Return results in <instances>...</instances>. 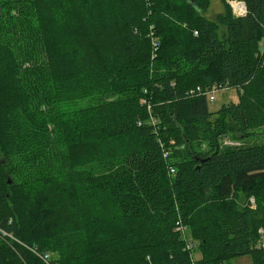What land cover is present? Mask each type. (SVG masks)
Wrapping results in <instances>:
<instances>
[{"label":"trees","instance_id":"obj_1","mask_svg":"<svg viewBox=\"0 0 264 264\" xmlns=\"http://www.w3.org/2000/svg\"><path fill=\"white\" fill-rule=\"evenodd\" d=\"M29 1L47 83L75 118L42 106L1 13L0 229L17 240L0 235V264H264V138L248 141L264 132V0L242 16L221 0L217 20L213 0ZM213 86L237 101L211 111ZM228 117L235 147L219 142Z\"/></svg>","mask_w":264,"mask_h":264},{"label":"rangeland","instance_id":"obj_2","mask_svg":"<svg viewBox=\"0 0 264 264\" xmlns=\"http://www.w3.org/2000/svg\"><path fill=\"white\" fill-rule=\"evenodd\" d=\"M15 0H1L0 6V14L1 13H10V15L14 16V19L17 23L18 28V39L20 40V49H22V60L25 68L29 70L31 73V81L36 85L37 88V97L42 102L43 107H47L52 105V102L55 100V104L58 105V109L62 108L61 117L65 120L69 118H75L74 112L71 111L68 106L54 97L52 90L50 89L46 77L44 75L43 66L39 57V54L35 48V43L33 42L36 39L37 28L36 21L34 18L30 17L28 11L30 10V1L29 0H20L17 3H14ZM228 5L230 6L233 15L242 16L245 13L242 12L241 7L243 6L244 1L242 0H227ZM17 4V5H16ZM240 6V9L238 7ZM225 11L224 3L221 0H213L211 8L208 11V16L217 20L220 13ZM26 15V16H25ZM55 98V99H54ZM238 99V91L234 88H225L223 90H219L217 93V97L213 101H208V107L211 111L219 110L224 104L230 101H237ZM60 119L62 120V118ZM227 131L225 134H221L219 137V142L223 146L235 147L245 142L244 136L242 133L234 126L232 120L227 118ZM243 137V138H242ZM251 142L261 141L264 138V132L262 130H255L250 133ZM208 142V141H205ZM203 148H207L206 143L201 145ZM255 201L254 198H251ZM253 202V201H252ZM264 228V214L258 213L254 216V229L257 233L261 229ZM188 238L191 242L195 240L191 236L190 230L187 231ZM263 236V233H262ZM262 238L258 240L257 246L261 245ZM194 256L197 258L200 254L198 251H194ZM227 264H254L251 254L239 255Z\"/></svg>","mask_w":264,"mask_h":264},{"label":"built area","instance_id":"obj_3","mask_svg":"<svg viewBox=\"0 0 264 264\" xmlns=\"http://www.w3.org/2000/svg\"><path fill=\"white\" fill-rule=\"evenodd\" d=\"M196 34H198V31H195ZM218 89L216 86H213L210 90L203 92V94L207 97L208 100L213 101L216 99L217 97V93H218ZM168 152H165V155L167 156ZM171 173H175V168L171 167L170 168ZM253 204H254V200L252 199ZM177 231L180 232L182 235H186L187 231H188V226L182 224V222H178V226H177ZM263 236H262V244L264 245V230H262ZM0 235L3 238L9 237L11 240H17L16 237L13 234H10L8 232H6L5 230L0 229ZM186 240L188 241V246L187 248L189 250L196 248V244L194 242H191L190 240H188V237L186 236ZM192 264H196L195 262H193Z\"/></svg>","mask_w":264,"mask_h":264},{"label":"bare ground","instance_id":"obj_4","mask_svg":"<svg viewBox=\"0 0 264 264\" xmlns=\"http://www.w3.org/2000/svg\"><path fill=\"white\" fill-rule=\"evenodd\" d=\"M238 7H239V9H240V6H239V4H238ZM240 10H242V12H246L247 11V7H246V4H245V2L243 3V6L241 7V9ZM244 12V13H245ZM188 241H187V246H188ZM261 246H264L263 244H262V242H261Z\"/></svg>","mask_w":264,"mask_h":264},{"label":"water","instance_id":"obj_5","mask_svg":"<svg viewBox=\"0 0 264 264\" xmlns=\"http://www.w3.org/2000/svg\"><path fill=\"white\" fill-rule=\"evenodd\" d=\"M189 3L193 4L196 7V4L192 0H187ZM200 11V10H199Z\"/></svg>","mask_w":264,"mask_h":264}]
</instances>
